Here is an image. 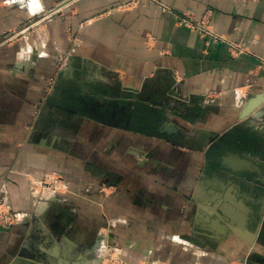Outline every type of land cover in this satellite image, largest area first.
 Returning <instances> with one entry per match:
<instances>
[{
    "label": "crops",
    "instance_id": "obj_1",
    "mask_svg": "<svg viewBox=\"0 0 264 264\" xmlns=\"http://www.w3.org/2000/svg\"><path fill=\"white\" fill-rule=\"evenodd\" d=\"M71 1L0 0V196L20 213L0 264L62 239L67 213L77 235L126 220L140 250L264 264V0ZM52 172L68 190L31 195Z\"/></svg>",
    "mask_w": 264,
    "mask_h": 264
},
{
    "label": "rangeland",
    "instance_id": "obj_2",
    "mask_svg": "<svg viewBox=\"0 0 264 264\" xmlns=\"http://www.w3.org/2000/svg\"><path fill=\"white\" fill-rule=\"evenodd\" d=\"M73 1V0H72ZM71 1V2H72ZM146 2L147 0H143ZM141 0H129L123 2L115 7L116 10H127L135 8L143 4ZM149 1V0H148ZM151 1V0H150ZM69 3V4H68ZM67 1L65 5L70 6ZM64 5L59 8L51 9L48 12L37 11L32 22H39L45 24L48 20L57 18L63 11ZM67 7V8H68ZM193 20H197L194 15ZM204 20V19H203ZM201 20V21H203ZM207 21V20H206ZM209 23V29L213 28ZM29 24V23H27ZM41 26V25H40ZM25 29V28H24ZM21 28L18 30L13 40L2 43L6 46L13 45L19 42L25 35H22ZM33 30H30L31 33ZM14 35V34H12ZM10 35V36H12ZM9 36V34L4 35ZM9 36V37H10ZM11 38V37H10ZM12 39V38H11ZM243 52V51H242ZM60 66L59 64H56ZM38 195V194H36ZM34 195V197L36 196ZM46 195V194H45ZM18 213V212H17ZM20 216V213H18ZM64 222L58 223L59 230H66V234L60 240L50 239L46 243L45 237H37L35 245L28 250H19L15 258L8 264H216L217 261L210 259L208 262L205 253L197 252L194 255L189 254L188 250H180L177 246H169L167 251L155 252L152 247L159 246L160 241L154 236H151V247L140 250L137 248L138 244L137 234L134 231V225L130 226L128 221L108 219L99 220L98 224L101 227L97 229L93 224L89 226L88 230H80V235H77V229L74 227V217L71 213L62 216ZM62 219V220H63ZM64 225L67 229H64ZM98 225V226H99ZM13 227V226H12ZM82 232V234H81ZM86 233V234H84ZM149 235V234H148ZM61 238V237H60ZM166 242V240H165ZM169 245V243H168ZM150 246V245H149ZM176 247V248H175ZM153 250V251H152Z\"/></svg>",
    "mask_w": 264,
    "mask_h": 264
},
{
    "label": "built area",
    "instance_id": "obj_3",
    "mask_svg": "<svg viewBox=\"0 0 264 264\" xmlns=\"http://www.w3.org/2000/svg\"><path fill=\"white\" fill-rule=\"evenodd\" d=\"M178 24L181 26L188 27L192 30L198 31L203 35H207L209 37H213L215 39L219 38L221 40V37H217V35L209 29V23L204 19L203 21L193 20V16L189 13H184L179 16L178 18ZM40 25L39 22H32L30 21L29 24L24 27L22 31V35L29 34L30 30L37 29ZM15 33L12 36H6L3 43H7L9 40H13ZM231 48L233 51L238 50L236 45L231 44ZM238 53H241L240 50H238ZM64 62H66L61 56L58 58V64L60 66H63ZM29 190L31 192V195L41 194L47 192V195H58L62 194L63 192H66L68 190V183L67 180L59 173L52 172L49 175H47L42 181H39L37 183H30ZM20 220V216L17 212H15L12 207L11 203L7 196L3 195L0 196V226L5 228H12L18 221Z\"/></svg>",
    "mask_w": 264,
    "mask_h": 264
},
{
    "label": "water",
    "instance_id": "obj_4",
    "mask_svg": "<svg viewBox=\"0 0 264 264\" xmlns=\"http://www.w3.org/2000/svg\"><path fill=\"white\" fill-rule=\"evenodd\" d=\"M10 232H11V228H5L0 226V234L10 233Z\"/></svg>",
    "mask_w": 264,
    "mask_h": 264
},
{
    "label": "bare ground",
    "instance_id": "obj_5",
    "mask_svg": "<svg viewBox=\"0 0 264 264\" xmlns=\"http://www.w3.org/2000/svg\"><path fill=\"white\" fill-rule=\"evenodd\" d=\"M45 194L47 195V192H45L44 195H45Z\"/></svg>",
    "mask_w": 264,
    "mask_h": 264
}]
</instances>
